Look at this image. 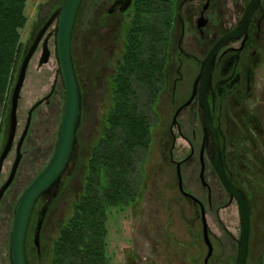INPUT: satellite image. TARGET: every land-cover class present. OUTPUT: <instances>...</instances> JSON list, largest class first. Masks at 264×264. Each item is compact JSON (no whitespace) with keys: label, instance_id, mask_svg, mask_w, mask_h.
Listing matches in <instances>:
<instances>
[{"label":"flooded vegetation","instance_id":"af4514ba","mask_svg":"<svg viewBox=\"0 0 264 264\" xmlns=\"http://www.w3.org/2000/svg\"><path fill=\"white\" fill-rule=\"evenodd\" d=\"M109 2L110 4L105 6L100 18V28L103 31L98 35H88L83 40L85 50H97V52H92V58L97 57L102 75L105 74L104 68L107 66L108 51L115 57L118 64V68L108 76L109 80L106 77L107 80L104 81V94L105 96L107 94V102L109 101L110 105L104 110V121L100 128L102 161L107 159V118L113 105V93L117 89L119 67L123 62L127 47L131 45L134 50L140 47L157 50L161 56L158 63L162 65V74L156 77V81L154 79L155 83L149 87L147 97L155 99L153 107L158 106L159 100L157 99L161 98H165V103L170 105L168 107L171 117L166 120L164 132H162L163 140L160 139V144L164 146L163 161L164 164H169L173 168L172 174L177 193L194 205L196 217L202 222V234L204 227L202 204L204 203L199 196L184 187L186 178L184 173L187 164L192 161L198 164L200 182L203 191L207 194L210 208L214 206L212 201L215 196L221 203L216 206L217 213L234 204L239 209L236 197L224 187L213 165L216 152L215 133L209 129L206 133V114L200 99L201 75L209 51L225 34L233 31L239 32L236 37H230L224 42L214 58L207 86V97L225 172L236 188L244 194L249 204L251 243V237L254 234L253 218L256 219L257 216L259 226L264 225V78L260 81L261 77L257 78L256 75L257 71L264 69V0H259L244 29H242V24L253 0H131L126 7H123L121 0H110ZM38 31L31 38L29 47ZM105 33L107 34L104 35ZM42 47L43 42H40L35 54L42 51ZM73 47L75 55L72 56L79 63L74 30L72 51ZM114 47L121 57L113 53ZM107 85L109 86L108 92ZM50 97L46 98L43 103L49 102ZM30 108L27 111L24 125L20 129L17 128L13 147L8 154V157L12 156L13 163L17 156L18 143L26 129ZM37 108L32 112L30 125L22 142L21 161L25 156L26 145L33 138L31 129ZM0 119L3 122L8 120L7 126L0 130L1 155L9 133L10 110H5ZM185 128L189 130L190 135L185 132ZM178 137H181L188 145V149L176 158L174 149ZM34 141L36 152L40 155L42 152L41 139L35 136ZM76 154L77 143L62 178L68 172ZM13 163L8 171V177ZM210 171L223 187L220 192H216L212 183L208 181ZM145 177L141 176L143 184ZM180 183H182L183 190ZM141 189L143 188L137 189L136 193H139ZM57 190L58 188L51 193L40 195L35 203L33 213L38 212L37 221L41 210L46 208L40 241ZM204 208L207 220L205 205ZM32 216L25 242L26 254ZM60 225L62 227L63 224ZM263 235L264 232L260 234V237ZM164 236L165 240L169 239V241L176 238L170 233ZM211 236L209 228V237Z\"/></svg>","mask_w":264,"mask_h":264},{"label":"rangeland","instance_id":"374dc122","mask_svg":"<svg viewBox=\"0 0 264 264\" xmlns=\"http://www.w3.org/2000/svg\"><path fill=\"white\" fill-rule=\"evenodd\" d=\"M63 1H27L28 20L21 29V40L27 46L25 53H27L31 38L40 30L53 12L62 5ZM109 1L82 0L77 14L74 25V40L79 63L74 57L73 61L82 99L77 154L73 158L68 172L61 180L62 183L60 188L58 187L57 195L53 198L39 248L34 242L38 212L33 213L27 244L28 264H48L53 241L60 233V224H63L70 217L74 204L84 189V176L91 150L100 135L101 124L104 121V110L110 105V102H107V94L106 96L104 94V81L118 68L117 60L108 51L107 66L104 68L105 74L102 75L97 57L92 58V52H97V50H85L83 46V40L86 36L98 35L103 31L100 28V18L105 6L110 4ZM55 31L56 21L45 34L51 35L49 39L50 60L40 66L39 58L42 51L33 56L21 90L18 106V129L24 125L28 109L40 98L46 96L56 82V88L50 97V101L42 103L35 111L31 129L33 138L26 145L25 156L20 163L16 177L1 201L0 264H11L10 237L15 205L26 187L49 161L58 137L65 91L55 55ZM113 49V53L121 57L116 48ZM72 55H75L74 47ZM18 72L19 69L16 79ZM256 75L257 78L261 77L260 81H263L264 69L257 71ZM15 82L16 80L10 94V105ZM137 89L138 92L144 91L138 86ZM108 90L109 86L107 85V92ZM157 100L159 103L157 107H154L156 112L153 117L152 143L146 162L142 165L145 168L143 177H146L144 184L142 179L140 180V188H143L139 193L141 197L133 206L124 210L112 208L108 215L106 248L108 264H205L208 248L202 234V222L196 217L194 205L187 198L177 193L172 174L173 168L169 164H164L163 161L164 146L160 144V139L163 140L164 125L171 115L170 105L165 103L166 99ZM0 122L2 125L3 120L0 119ZM175 132L177 133V130ZM185 132L190 135L186 128ZM35 136L42 142L40 155L36 152L37 148L34 145ZM187 149L188 145L181 137H178L174 149L176 158L177 155H182ZM12 163L13 159L10 155L4 162L0 186L7 180ZM198 170V164L194 161L185 166L184 187L199 196L206 207L207 222L212 233L210 238L214 244L208 264H237L242 224L238 206L234 204L217 213L216 206L221 205V203L213 196L212 204L214 206L210 208L207 194L202 189ZM215 179L211 171L208 172V181L212 183L216 192H220L223 187ZM253 220L254 234L251 237L247 264H262L264 236L260 237V234L264 232V225L259 226L257 216ZM169 233L176 237L175 240H165L164 235H169Z\"/></svg>","mask_w":264,"mask_h":264},{"label":"trees","instance_id":"16d2710c","mask_svg":"<svg viewBox=\"0 0 264 264\" xmlns=\"http://www.w3.org/2000/svg\"><path fill=\"white\" fill-rule=\"evenodd\" d=\"M27 1L0 0V115L9 110L13 83L27 48L21 40L28 20ZM159 60L157 50H134L128 45L107 118V159L102 161L98 137L88 160L84 189L53 241L48 264H108L109 212L131 207L141 197L136 190L152 143L156 112L155 99L147 97V92L162 74ZM137 86L144 91L138 92ZM7 123L0 124V130Z\"/></svg>","mask_w":264,"mask_h":264},{"label":"water","instance_id":"95a60500","mask_svg":"<svg viewBox=\"0 0 264 264\" xmlns=\"http://www.w3.org/2000/svg\"><path fill=\"white\" fill-rule=\"evenodd\" d=\"M130 2L131 0H121L123 7L129 5ZM258 2L259 0H253L249 11L245 16L244 22L242 24V29H244L248 24L250 15L254 8L257 6ZM81 3L82 0H64L62 5L57 8L53 12V14L48 18V20L43 24V26L38 31L33 43L31 44L27 53L22 59L17 79L13 88L10 105L9 133L6 144L0 155V177L4 167V162L8 157V154L14 144V139L18 126L19 100L21 97V90L24 86L29 64L40 42H43V47L39 58V65L42 66L50 60L51 50L48 42L51 35L45 34L49 27L56 21L55 55L60 68V73L65 91L63 112L61 116L56 146L51 158L49 159L46 166L42 169V171L38 173V175L26 187V189L21 194L20 198L18 199L15 205L10 237L11 264H28L25 242L35 203L40 195L51 193L54 189L60 186L62 176L68 168L71 156L75 149V145L78 141L77 129L80 123V117L82 113V99L80 85L76 75L72 56V35ZM238 33L239 32L233 31L225 34L209 51L205 59V64L201 75L202 85L200 88V99L203 110L206 114V133H208V129L215 133L216 152L213 165L217 171V174L222 184L232 196L236 197L239 205L242 225L241 244L239 247V256L237 264H247L251 235L250 208L247 200L245 199L244 194L236 188V186L232 183V181L229 179L225 172L223 162L220 156V148L218 145L217 134L212 124L210 103L207 97V86L214 58L217 56L224 42L230 37H236ZM55 88L56 82H54V85L48 95L40 98L30 108L26 129L18 143L17 156L12 165L10 175L7 180L0 186V205L6 190L13 183L18 167L20 165L22 159L21 146L30 125L32 112L35 108L42 104L46 98L50 97L53 94ZM179 176L181 180L180 170ZM180 187L183 190L182 183H180ZM45 213L46 208L44 207L39 214V218L36 225L34 242L38 248L40 247V232ZM202 217L204 220L203 236L208 246V253L205 257V264H208L209 258L213 252V244L209 237V226L206 220V213L203 204Z\"/></svg>","mask_w":264,"mask_h":264}]
</instances>
